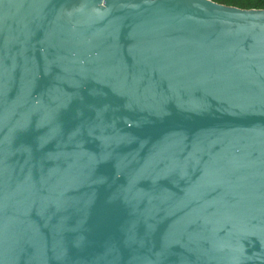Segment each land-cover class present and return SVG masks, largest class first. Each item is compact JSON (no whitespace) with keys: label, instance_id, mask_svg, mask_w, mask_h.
Returning <instances> with one entry per match:
<instances>
[{"label":"water","instance_id":"water-1","mask_svg":"<svg viewBox=\"0 0 264 264\" xmlns=\"http://www.w3.org/2000/svg\"><path fill=\"white\" fill-rule=\"evenodd\" d=\"M0 264H264V10L0 0Z\"/></svg>","mask_w":264,"mask_h":264},{"label":"trees","instance_id":"trees-1","mask_svg":"<svg viewBox=\"0 0 264 264\" xmlns=\"http://www.w3.org/2000/svg\"><path fill=\"white\" fill-rule=\"evenodd\" d=\"M220 5L244 10H264V0H211Z\"/></svg>","mask_w":264,"mask_h":264}]
</instances>
